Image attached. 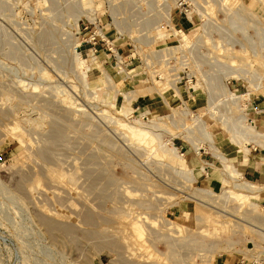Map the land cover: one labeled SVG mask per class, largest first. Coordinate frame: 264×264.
I'll return each mask as SVG.
<instances>
[{"label":"rangeland","instance_id":"1","mask_svg":"<svg viewBox=\"0 0 264 264\" xmlns=\"http://www.w3.org/2000/svg\"><path fill=\"white\" fill-rule=\"evenodd\" d=\"M94 1L86 9L80 0H0V264H218L230 259L263 263L264 187L255 199L214 196L218 199L201 202L194 195L198 187L221 192L223 163L204 134L192 133L200 147L196 151L192 140L180 135L178 124L193 125L198 113L217 138L230 140L225 131L232 125L235 129L241 115L254 125L248 105L231 102L218 85L225 83L236 93L264 90V0H191L197 13L193 23L174 18L171 26L194 41L188 55L196 77L193 90L181 92L185 103H179L170 82L155 77L139 82L145 74L124 82L110 62L104 63L107 55L101 52H92L98 59L89 78L100 75V64L120 88L106 93L83 85L73 53L78 49L88 57L85 47L74 45L85 33L80 32L82 20L110 22L104 0ZM161 1L166 3L167 20V7L174 8L178 0ZM157 31L150 35L166 37L164 30ZM133 35L145 40L138 30ZM117 42L127 46L129 39ZM177 42L174 35L158 39L157 49ZM136 55L135 65L139 57L144 59L138 50ZM155 83L167 90L172 105H188L190 112L173 116L163 94L149 91L132 100L134 112L125 116L123 88L140 90ZM113 101L114 108L108 105ZM103 109L123 122L140 115L149 123L146 110L152 118L171 114L178 120L164 118L159 131L163 141L152 149L118 126L116 118L103 115ZM170 140L194 169V181L163 152L162 144ZM212 171L220 181L208 186L204 177ZM253 199L256 208L250 205ZM206 213L210 218L205 219ZM40 216H45L43 222ZM45 222H52L54 230L50 232ZM253 241V251H238Z\"/></svg>","mask_w":264,"mask_h":264},{"label":"bare ground","instance_id":"2","mask_svg":"<svg viewBox=\"0 0 264 264\" xmlns=\"http://www.w3.org/2000/svg\"><path fill=\"white\" fill-rule=\"evenodd\" d=\"M153 7L155 6L156 9H158V12L160 14L163 15V18L166 20V17H165V13H164V6H165V2L161 1V0H147ZM82 6H84L86 9L88 8H91L93 3H95L94 0H80ZM177 4V1L175 2V6ZM175 6L174 8H171V6L169 5L167 8V12H168V15H167V22H171V18L173 16V11L175 9ZM260 6V5H259ZM154 7V8H155ZM246 7V6H245ZM242 8H244V6H242ZM112 13H115V17L117 16V13H116V10H114V8L112 9ZM94 11V10H93ZM92 12V11H91ZM202 13V12H201ZM205 13H202V16H205L204 15ZM90 15V14H89ZM114 15V14H113ZM93 18V16H91ZM94 19V18H93ZM172 25V23H171ZM173 26V25H172ZM204 27L206 29V25L204 24L203 26V30H204ZM205 31V30H204ZM181 32V31H180ZM177 29H174V33H170V32H161L162 34H166V37H172L173 35L178 37V42L181 44V46H188L190 44H192L194 41L192 40V38L187 35L185 32H181L180 33ZM79 39V38H78ZM76 39V42L74 43L75 47L80 45L82 41ZM196 40V39H195ZM199 47V46H198ZM197 47V48H198ZM77 49V48H76ZM92 52L94 53H105L104 51H98V52H95L94 50H91L89 51V55L91 56V60L89 61V59L87 58H84L82 53L77 49L75 50V52L73 51V54L75 56V68L77 72V74L79 75L80 77V80L81 82L83 83L84 86L86 87H90V86H94V87H97L99 89H103L106 91V93H108L109 89L111 88H120L118 87V84L116 82V80L114 79V77L107 71V69L103 66V65H97L101 70H102V73H100V75L95 78L94 80H91L89 78V70L91 69V65L92 64H96L97 62V56L93 55ZM73 56V57H74ZM100 57V56H99ZM107 57V56H106ZM235 74V73H234ZM236 75V74H235ZM239 76V75H238ZM237 76V77H238ZM218 77V76H217ZM219 78V77H218ZM239 78V77H238ZM220 79V78H219ZM120 81V80H119ZM118 81V82H119ZM222 81V80H221ZM175 82L172 83V86L174 87L173 88V91H174V94L176 96H178V98L180 99V102L179 103H185V99L184 97L182 96V93L180 91V89L178 88L177 85H175ZM207 83V82H206ZM221 83V82H220ZM252 83V82H251ZM125 84V83H124ZM254 84V87H255V84L256 83H252ZM107 85V86H106ZM220 85V86H219ZM218 85V88L221 89V93L222 96H230L232 99H231V102H235L236 103H246L247 105L249 104V102L251 100H254L258 97L259 94H263L264 95V90L261 89V90H257V91H244V92H241V93H236L234 91H232L231 89L228 88L227 84L225 83H221ZM259 85V84H258ZM257 86V85H256ZM261 87V85H259ZM258 86V87H259ZM123 90H125V95L124 96V100H125V105L123 106L122 108V113L125 115V116H130L131 113H133V107L130 105L132 100L134 99H137L139 95H141L142 93L141 92H153V91H157L161 94H163L162 96L165 97L164 99H166V104L170 106L172 112H173V116L174 114L176 113L177 115L180 113V114H188L190 112V109L188 107V105H186L185 107L181 108L178 106V104L176 105H172L168 98L165 96V93L167 92V90L165 91V89L162 87V85L160 84H157L155 83L154 85H151V86H146V89L142 88V89H132L131 91L130 90H126L123 88ZM169 91V90H168ZM215 92L214 90H210V92L212 93ZM131 92V93H130ZM216 93V92H215ZM210 94V93H209ZM117 95V93H115V96ZM114 96V97H115ZM211 96V95H210ZM215 94H214V98H215ZM218 96V95H217ZM212 99V96L210 97ZM209 98V99H210ZM218 98V97H216ZM116 99V98H115ZM210 99V105L212 103V100ZM115 101V100H114ZM110 102L108 103V105H110L112 108L115 107L116 105V102ZM214 101V99H213ZM215 102V101H214ZM179 107V110H177L176 108ZM216 108V107H215ZM76 110H83L82 108H77ZM71 111V110H70ZM193 111V110H192ZM191 111V112H192ZM79 112V111H78ZM107 110L106 109H103L102 110V114L103 113H106ZM109 112V111H108ZM106 113L108 115V117H112L111 113ZM101 113V112H100ZM83 114V113H82ZM111 114V115H110ZM175 114V115H176ZM222 114V113H221ZM105 115V114H103ZM106 115V117H107ZM143 115H148V120L150 121L149 123H145L143 122V120H141L140 118V115L138 116H132V119L128 122H123L121 121L120 119H117L115 116L114 119H115V122H117L118 126L126 129L130 135H132V137L138 141V143H142V144H147V145H150V147L153 149L155 147V145L157 144H160L163 139L161 137V134H160V130H163V126L162 124H164V118H169V119H173L175 118V120L177 121L178 119H176V117H173L171 114L169 115H164V116H158V117H150V112L148 110H146ZM176 115V116H177ZM211 116L212 113L210 114ZM219 115V114H218ZM180 116V115H179ZM182 116V115H181ZM222 117V115H220ZM112 117V118H113ZM144 117V116H143ZM192 117V116H191ZM195 119L193 120L194 123L193 125H189L188 123H181V124H178V126H181V129H180V135H183L184 137H188L189 140H192V133H200V134H204L205 137H207L210 141V147L211 149L214 151L213 154H215L223 163V171H224V174H225V177H224V180H223V188L221 190L220 193H217L215 192L214 190H210L208 188H205V187H198V189H196L194 195H196L198 197V199H200L201 202L203 201H214L218 198H225V199H230V198H237L240 199V200H245V199H251V198H254L256 196L259 195V192L263 190V187L256 183V182H253V181H249V180H244L242 179V175L240 174V172L237 170V168L235 167L234 164H232L231 162L228 161L227 157L225 156V154H223V152L220 151L219 147L216 145V139H215V135L212 133L211 131V128L209 127L207 121L204 119L203 115L201 114H198L196 113V115L194 116ZM179 118V117H177ZM230 118V117H229ZM113 119V120H114ZM172 123H174V121ZM225 120V118H224ZM38 121V120H37ZM147 121V120H146ZM230 121V119H229ZM235 123H236V120H234ZM84 122V121H83ZM224 122V121H222ZM226 123V122H225ZM84 124V123H83ZM87 124V123H86ZM166 124V123H165ZM176 124V122H175ZM227 124V123H226ZM231 125L233 123H230ZM228 124V125H230ZM226 125V126H228ZM84 126V125H83ZM236 126V125H234ZM85 127V126H84ZM165 127V126H164ZM230 127V126H229ZM232 129H228L227 133L230 134V138L231 140L238 144L239 146L241 145L242 147H245V149H247V147L245 146L244 144V141L246 140H255L256 138H258V136L260 137L261 135V132L260 130H258L255 125L249 123L248 121V117L247 115L243 114L239 117L238 119V126L235 127V129L233 128V125L231 126ZM180 128V127H178ZM59 129V128H58ZM202 129V131H200ZM61 130V129H60ZM197 130V131H196ZM226 130V129H225ZM196 131V132H195ZM167 132V131H166ZM202 132V133H201ZM63 133V132H62ZM62 133L60 135H62ZM166 142V141H165ZM169 142V141H168ZM192 143L194 144V146H196V151H199L200 150V147L198 146L197 143H195V141L192 140ZM163 152H165V154H167L174 162H176V165H177V168L180 170V172H183L182 174H186V179L188 177V179L191 181H194L195 179V171L193 168L189 167L188 164H187V160L185 158V155L183 153V151H180L178 149V147L175 146V144H173L172 140H170V144L169 143H163L162 146H161ZM240 148V147H239ZM248 150V149H247ZM244 155V154H243ZM208 169L207 166H202L201 170H204V169ZM173 170V169H172ZM178 170V171H179ZM206 172V171H205ZM184 174V175H185ZM72 175V174H71ZM70 175V176H71ZM75 176V175H74ZM57 181V180H56ZM31 193V192H30ZM32 194V193H31ZM29 195V194H28ZM214 196L215 197H218L216 199H214ZM254 199L252 200L251 204L252 207L256 208L257 207V203L254 201ZM206 203V202H205ZM207 204V203H206ZM203 207H201L200 210H202ZM223 208V207H222ZM120 212V211H119ZM204 214H205V210H203ZM212 213V211H210ZM210 212H207V213H210ZM206 213V214H207ZM216 213H219L216 211ZM233 213V212H232ZM125 214V213H124ZM214 215H217L215 213H213ZM119 216V215H118ZM199 216V214H198ZM197 216V217H198ZM201 216L204 217V215H200V218ZM208 218L209 217V214L206 215ZM45 217V216H43ZM42 216H40V219L43 218ZM212 217H214L212 215ZM47 218V216H46ZM199 218V217H198ZM210 218V217H209ZM216 218V216H215ZM44 219V218H43ZM93 219V218H92ZM217 219V218H216ZM42 220V219H41ZM49 220V219H48ZM50 221V220H49ZM56 221V220H55ZM58 221V220H57ZM56 221V222H57ZM91 221V220H90ZM93 221V220H92ZM91 221V222H92ZM169 221L168 223L172 222L170 221L169 219L166 220V222ZM217 221V220H216ZM219 222H223V221H220V219H218ZM40 222H43L40 221ZM47 222V221H46ZM45 222V223H46ZM50 222L46 223L45 225H50V229L51 227H53L52 225L53 224H49ZM137 224V221H133L132 222V225H135L136 226ZM55 225V223H54ZM57 225V224H56ZM66 225V224H65ZM68 226V225H67ZM49 227V226H48ZM47 228V227H46ZM55 228V226H54ZM64 228V227H63ZM69 228V227H68ZM53 229V228H52ZM52 229L50 230V232L52 231ZM56 229H59V227L57 226ZM61 229V228H60ZM59 229V230H60ZM71 228H69L70 230ZM54 230V229H53ZM65 230V229H64ZM63 230V231H64ZM67 230V229H66ZM65 233V232H64ZM153 233V232H152ZM151 233V234H152ZM67 234V233H66ZM93 234V233H92ZM121 236V235H120ZM65 237V236H64ZM84 237V236H83ZM56 238V237H55ZM54 238V239H55ZM82 238V237H81ZM88 238V237H87ZM86 238V239H87ZM66 239V237H65ZM177 240V238H176ZM190 241V240H189ZM74 242V241H73ZM91 242V241H90ZM175 242V241H174ZM114 243V242H113ZM172 243V242H171ZM177 243V242H175ZM249 243H252V242H249ZM112 244V242H111ZM122 244V243H121ZM120 244V245H121ZM177 245V244H176ZM179 245V244H178ZM214 245V244H212ZM104 246V245H103ZM229 246V245H228ZM125 247V246H124ZM186 247V246H185ZM255 244H254V241H253V245L250 246L249 244L245 247V251L243 249H240L238 251H240V253H248V252H251L255 249ZM177 248V247H176ZM126 249V248H125ZM211 249V248H210ZM180 250V249H179ZM175 251V250H173ZM237 251V250H236ZM179 252V251H178ZM182 255V254H181ZM256 255V254H255ZM259 256V255H258ZM213 260V259H212ZM216 261V260H215Z\"/></svg>","mask_w":264,"mask_h":264},{"label":"built area","instance_id":"3","mask_svg":"<svg viewBox=\"0 0 264 264\" xmlns=\"http://www.w3.org/2000/svg\"><path fill=\"white\" fill-rule=\"evenodd\" d=\"M104 2L108 7L104 15L107 14L111 23L105 25L101 18H99V22L97 19L94 22L83 19L80 26V32H85L80 46L86 48L87 56L89 57L91 50L95 52L104 51L107 55L104 63L110 62L116 75L122 77L126 83H130L136 77L139 78L140 75L145 74L147 75L146 78L139 79V82L145 83L149 78L153 80L155 77L158 82L174 83L176 81L175 85L182 93L192 91L196 72L188 51L194 47V43L183 47L177 42L174 45L157 49L159 45L156 44L157 40L163 41L168 37L162 38L158 34L151 36L150 33L153 30L156 33L157 30H164L168 33L169 28L174 29L171 26L174 18L178 21L188 20L193 23L197 14L194 1L178 0L171 22H167L160 16L156 7L154 6V8L147 0H104ZM113 8L116 10V17L112 13ZM201 18H203L202 15ZM113 21L117 26L112 24ZM126 23H130V28L127 27ZM180 28H182L181 25ZM135 30H138L140 36L145 37V40L135 38L133 35ZM113 35L117 37H113ZM126 37L129 39L127 46H124L125 42L119 45L117 41ZM137 50L139 54L144 56V59L139 57L140 64L135 65V61L138 59ZM142 64H144L142 70L135 71ZM98 71L102 73L99 68ZM150 71L151 73H149ZM255 263L264 264V262Z\"/></svg>","mask_w":264,"mask_h":264},{"label":"crops","instance_id":"4","mask_svg":"<svg viewBox=\"0 0 264 264\" xmlns=\"http://www.w3.org/2000/svg\"><path fill=\"white\" fill-rule=\"evenodd\" d=\"M248 108L250 119L261 132L260 137L258 136L255 140H249L250 142L245 143L248 150L241 145L239 146L237 144L238 146H236V143L225 137L220 139L215 135V142L219 145V149L222 150L228 161L235 165L243 178L256 182L264 187V97L251 100ZM197 167L194 166V168ZM212 173L213 171L204 177V181L208 186H213L214 183L216 184L220 181V178L214 177ZM218 264H240V262L230 259L228 261L221 260Z\"/></svg>","mask_w":264,"mask_h":264},{"label":"water","instance_id":"5","mask_svg":"<svg viewBox=\"0 0 264 264\" xmlns=\"http://www.w3.org/2000/svg\"><path fill=\"white\" fill-rule=\"evenodd\" d=\"M183 150H184V151H186V150H187V148H183Z\"/></svg>","mask_w":264,"mask_h":264}]
</instances>
